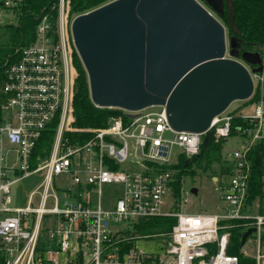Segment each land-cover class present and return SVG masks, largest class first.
<instances>
[{
  "label": "built area",
  "instance_id": "1",
  "mask_svg": "<svg viewBox=\"0 0 264 264\" xmlns=\"http://www.w3.org/2000/svg\"><path fill=\"white\" fill-rule=\"evenodd\" d=\"M22 3L0 0V27L17 23ZM70 7V0H58L51 5L54 14L42 12L35 38L5 68L0 112V264H239V256L228 252L229 229L237 220L254 227L252 256L262 264L264 213L254 207L259 200L249 204L248 197L253 170L249 154L264 141V71L252 72L247 65L254 81L249 99L259 94L253 114L225 110L207 130L195 132L174 129L164 105L130 112L135 117L123 109L107 125L83 129L92 132L85 142L74 141L71 133L79 129L73 126L77 69L71 23L76 14H70ZM261 53L264 57V50ZM238 116L245 124L236 126L237 134L232 135ZM56 117L50 155L30 168L42 130ZM207 134L215 141L239 138L237 147L223 149L226 172L212 175L223 205L215 212L183 213L180 207L190 200L192 189L186 190L181 178L176 196L178 170L170 165L182 155L199 156ZM7 143L15 160L5 152ZM34 173H41L42 179L28 203L11 206V185ZM64 174L73 187L56 185L55 179ZM162 215L176 216L177 222L164 250L151 251L141 243L152 242L157 234H140L135 224Z\"/></svg>",
  "mask_w": 264,
  "mask_h": 264
},
{
  "label": "water",
  "instance_id": "2",
  "mask_svg": "<svg viewBox=\"0 0 264 264\" xmlns=\"http://www.w3.org/2000/svg\"><path fill=\"white\" fill-rule=\"evenodd\" d=\"M225 3L239 33L232 0H111L76 15L71 34L92 101L130 117L164 105L174 129L207 130L234 100L251 97L247 65L264 71L262 53L241 51V38L220 20ZM253 231L243 233L242 247Z\"/></svg>",
  "mask_w": 264,
  "mask_h": 264
},
{
  "label": "trees",
  "instance_id": "3",
  "mask_svg": "<svg viewBox=\"0 0 264 264\" xmlns=\"http://www.w3.org/2000/svg\"><path fill=\"white\" fill-rule=\"evenodd\" d=\"M58 0H23L18 10V21L16 24L5 25L9 39L0 47V112L5 94L3 85L5 81L6 66L19 58L21 48L29 44L35 38V30L38 24V17L43 12L55 13L51 10V5ZM70 14H81L103 5L111 0H70ZM203 1V0H201ZM234 2V21L239 33L230 27V10L227 3L224 6V13L219 16L225 24L229 34H237L241 42V51H260L264 49V0H232ZM74 65L78 71L75 80V93L73 99V126L79 131L71 133L73 140L85 142L91 137L92 132L83 129H93L108 124L111 117L122 115L123 109L117 107H101L96 105L91 99L89 79L87 71L78 56L73 53ZM259 94H255L251 101H256ZM245 124L240 116L233 119L232 135L237 134L236 126ZM58 127V118H54L42 130L31 155L30 168H35L39 162L47 158L53 147L56 130ZM227 140L221 139L215 141L211 136L208 145L203 146V152L194 159H187L182 155L176 164L170 165L178 171L177 181L174 183L175 194L179 196L181 189V175L188 170L190 163L199 160V165L205 170H211L212 175L225 173L223 166V149ZM250 158L253 165L250 179L248 203L254 204L257 200L261 202L259 211L264 213V141L259 142L250 152ZM204 161V164H203ZM115 168L116 166H112ZM177 222V217L173 215L152 216L140 219L135 224V231L140 234L158 236L168 235ZM247 221L237 220L232 222L229 229L230 239L228 252L239 256V264H257L256 258L247 255L241 246L243 233L247 230ZM264 240V232H263Z\"/></svg>",
  "mask_w": 264,
  "mask_h": 264
},
{
  "label": "rangeland",
  "instance_id": "4",
  "mask_svg": "<svg viewBox=\"0 0 264 264\" xmlns=\"http://www.w3.org/2000/svg\"><path fill=\"white\" fill-rule=\"evenodd\" d=\"M8 39H9V35L6 32L5 27L4 26L0 27V47ZM72 46H73V53L77 52L74 43L72 44ZM262 94L264 96V86L262 88ZM261 103L264 108V99L262 100ZM256 104L257 103L255 101H251L249 99L234 100L226 109V112H233L235 114H253L255 112ZM238 145H239V138L232 137L227 140L225 146L226 148L231 149L237 147ZM10 148L11 145L7 143L5 145V152L8 153L10 158L15 160V152ZM178 149L179 147L176 149V151H179ZM175 157L176 156L174 155V158ZM10 177L14 178L15 175L10 174ZM181 178H183L185 182L184 188L186 190L188 189L191 191L193 187L198 188V192L197 193L191 192L189 194L190 200L187 202H183V204L181 205L180 210L183 213L198 214V213H210L221 210V207L223 205V202L220 198L221 192L215 188L216 185L212 179L211 170H205L203 166H200L199 160L196 161L193 160L190 163L188 170L182 173ZM41 179H42L41 173H34L14 182L11 185V192H10V195L12 197L11 206H25L28 203V197L30 192L33 191L39 185ZM55 183L57 186L60 185V186L73 187L70 176L66 174L57 177L55 179ZM104 193L109 194L110 189L108 187H105ZM37 204H38V195H36L35 200L33 202L34 206ZM260 206H261V202L259 201V205H255L254 207L255 209H258ZM165 209H167V206H165ZM8 214H12V213H4L2 216ZM251 238L252 236L249 237L245 245V248L243 250L244 253L246 254L248 253L247 255H253L255 252V244L254 245L252 244ZM167 240H168V235H162V236L156 235L155 237L152 238V242L149 240H144L141 244L151 251L161 252L162 250H164ZM262 264H264L263 261Z\"/></svg>",
  "mask_w": 264,
  "mask_h": 264
}]
</instances>
